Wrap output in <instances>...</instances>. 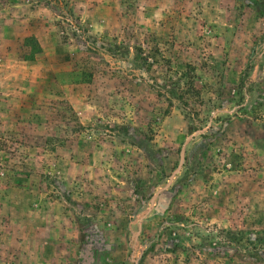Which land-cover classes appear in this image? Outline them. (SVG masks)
<instances>
[{"label": "rangeland", "instance_id": "rangeland-1", "mask_svg": "<svg viewBox=\"0 0 264 264\" xmlns=\"http://www.w3.org/2000/svg\"><path fill=\"white\" fill-rule=\"evenodd\" d=\"M260 1L0 0V264H264Z\"/></svg>", "mask_w": 264, "mask_h": 264}, {"label": "trees", "instance_id": "trees-1", "mask_svg": "<svg viewBox=\"0 0 264 264\" xmlns=\"http://www.w3.org/2000/svg\"><path fill=\"white\" fill-rule=\"evenodd\" d=\"M257 5L259 6L257 12L260 15H264V0L258 2ZM135 58L139 59L138 56H135ZM169 72L172 73L174 77L170 74H166L164 77L159 76L153 79L156 81L155 86L159 88L157 94L162 95L169 107L172 106V98L187 105L189 98L198 99L200 97V92L194 87L193 78H190V81L185 83V73H175L171 70H169ZM161 91H163V93ZM217 108L221 107L218 106ZM190 129L191 128H189V130Z\"/></svg>", "mask_w": 264, "mask_h": 264}]
</instances>
